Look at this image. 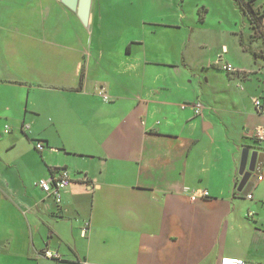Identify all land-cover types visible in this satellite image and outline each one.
Wrapping results in <instances>:
<instances>
[{
    "label": "crops",
    "instance_id": "1",
    "mask_svg": "<svg viewBox=\"0 0 264 264\" xmlns=\"http://www.w3.org/2000/svg\"><path fill=\"white\" fill-rule=\"evenodd\" d=\"M157 1L91 0L84 26L62 0H0V264H264V163L236 191L242 147L264 152V63L222 44L241 73L221 77L208 16ZM60 169L57 204L37 182Z\"/></svg>",
    "mask_w": 264,
    "mask_h": 264
},
{
    "label": "rangeland",
    "instance_id": "2",
    "mask_svg": "<svg viewBox=\"0 0 264 264\" xmlns=\"http://www.w3.org/2000/svg\"><path fill=\"white\" fill-rule=\"evenodd\" d=\"M162 1L158 0L156 3L157 11L169 9V0ZM264 5V0H255L254 6L258 7L259 5ZM170 11V9L168 10ZM172 11L180 16H186L187 20L190 22H195V18L198 19V15L208 16L207 26L210 28L205 35H202L203 38L209 40L212 43L210 48H214L213 53L217 56H220L221 62L217 61V66L220 68L223 64L224 53L225 51L220 46L222 44L227 45L230 49V56L233 59L237 58V49H241L238 42L242 39L247 43L250 39L252 28L249 24L247 17L243 14L240 7L236 4L235 0H174V7ZM199 38V34H193V41ZM197 41L194 43V46L187 49V58L189 61L192 60L191 64L198 65L200 58L203 56H208L210 54L209 49L199 47ZM260 47V43H253V49L257 50ZM237 48V49H236ZM194 60V61H193ZM196 62V63H195ZM252 62V61H251ZM218 73V72H217ZM221 77H225L226 74L224 71L219 72ZM259 86V89L262 88L264 91V84L257 83V80L254 82ZM247 89L250 88L252 83L249 81L245 83ZM243 86V85H242ZM239 229L237 231V236L245 238L249 235V229L245 225L239 224L237 226Z\"/></svg>",
    "mask_w": 264,
    "mask_h": 264
},
{
    "label": "built area",
    "instance_id": "3",
    "mask_svg": "<svg viewBox=\"0 0 264 264\" xmlns=\"http://www.w3.org/2000/svg\"><path fill=\"white\" fill-rule=\"evenodd\" d=\"M222 70L225 71L228 74H236V73H241V71L236 70L235 68H233L230 65H222ZM98 96H100L103 101L108 102L109 101V97L107 96L105 90L103 88L99 89V91L97 92ZM253 105L255 107V110L257 113H264V105L262 104L261 100L259 98H253L252 99ZM185 106V105H184ZM182 106V107H184ZM193 109H194V113L197 116L202 115V112L204 110V106L200 103V102H196L192 105ZM26 128H28L27 126H25ZM5 132H8V130L6 129ZM254 139L262 142L264 141V127H256L254 129ZM44 148V145L42 143H37L36 145V149L37 151H42ZM262 177L259 176L257 178L258 181H261ZM71 183V179L69 176V173L67 170L65 169H60L58 171H56L55 173H52V175L47 178V179H43V180H39L37 182V186L47 195L50 196L54 199V201L59 204L61 202V194L67 190V188L69 187ZM190 201H195L199 198H206L208 197V193L206 191L203 190H194V191H190L188 193ZM247 199H251L252 195L248 194L246 196ZM253 215V213H249V217H251ZM86 227H83L82 229V234L85 233L86 231ZM44 256L46 257H53V255H51V253L46 252L44 254ZM219 264H249L248 262H246L245 260L241 259V258H236V257H223L220 259Z\"/></svg>",
    "mask_w": 264,
    "mask_h": 264
},
{
    "label": "water",
    "instance_id": "4",
    "mask_svg": "<svg viewBox=\"0 0 264 264\" xmlns=\"http://www.w3.org/2000/svg\"><path fill=\"white\" fill-rule=\"evenodd\" d=\"M72 11H76L79 20L84 26H87L91 0H62ZM259 141H255L257 143ZM260 143V142H259ZM264 163V152H259L254 145H245L241 149L240 159L238 164V175L240 181L237 192L245 193L252 188L256 177L261 173Z\"/></svg>",
    "mask_w": 264,
    "mask_h": 264
},
{
    "label": "trees",
    "instance_id": "5",
    "mask_svg": "<svg viewBox=\"0 0 264 264\" xmlns=\"http://www.w3.org/2000/svg\"><path fill=\"white\" fill-rule=\"evenodd\" d=\"M255 0H235L243 14L247 17L252 28L250 39L245 43L239 40L243 50L252 55L255 60H261L264 63V5L254 6ZM260 43L257 50L253 49V43ZM58 171V170H57Z\"/></svg>",
    "mask_w": 264,
    "mask_h": 264
}]
</instances>
